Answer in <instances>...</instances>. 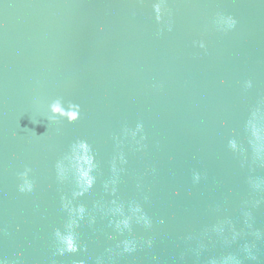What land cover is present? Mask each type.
<instances>
[{"label":"water","instance_id":"95a60500","mask_svg":"<svg viewBox=\"0 0 264 264\" xmlns=\"http://www.w3.org/2000/svg\"><path fill=\"white\" fill-rule=\"evenodd\" d=\"M154 2L0 0V259L8 264H207L229 253L264 264V191L249 183L264 179V166L252 162L245 129L251 111L264 109V0H165L159 22ZM228 16L231 28L218 22ZM56 97L79 104V119H50ZM137 123L133 139L124 130ZM77 139L95 153L96 179L73 197L74 177L58 179L56 162L68 166ZM120 152L126 163L117 158L113 172ZM25 168L30 192L18 187ZM62 196L85 206L75 228L84 251L55 254L54 232L69 219ZM113 200L126 216L139 204L151 226L133 216L131 231L117 232ZM124 239L136 250L117 247Z\"/></svg>","mask_w":264,"mask_h":264},{"label":"clouds","instance_id":"9594fccd","mask_svg":"<svg viewBox=\"0 0 264 264\" xmlns=\"http://www.w3.org/2000/svg\"><path fill=\"white\" fill-rule=\"evenodd\" d=\"M165 5V0H155L152 4L153 11L155 13V19L157 22L161 20V10ZM227 25L228 28H231L235 25L236 21L231 16L222 17L221 21ZM199 47L204 48V42H199ZM246 87L251 86V81L245 82ZM37 102L40 101L37 99ZM47 110L50 112V119H66L68 122L76 121L80 117V105L76 103H72L70 101L65 102L62 98L56 97L51 101L47 102ZM245 129L248 133H250L248 138V145L251 150V158L253 163H259L261 166H264V109L261 107H256L250 113V117L245 122ZM126 135H130L133 139H135L137 132H142V124L137 123L135 129H125ZM144 137L141 135L140 139L142 140ZM119 143V141H117ZM139 144V141H137ZM228 145L231 149L236 150L237 144L234 139H229ZM243 151V149H241ZM119 159L120 163H126L125 156L123 152L118 154V157H113L112 161V171L116 172V160ZM63 160L68 161V166L65 167L62 163V160H58L56 162V173L57 178L63 180L66 178L67 173L70 171L74 177L76 191L73 192V197L81 196L86 191H88L94 184L96 177L92 175L93 170L96 168V157L95 153L92 150L91 145L87 140L77 139L72 142L69 146L68 152L63 157ZM30 169L25 168V170L19 173V176L22 179V183L19 184L20 192H30L33 188V183L29 180L28 173ZM200 179V174L194 172L193 173V181H198ZM115 184V180L112 181ZM249 183L251 184L254 190L264 191V179L257 178L253 181L251 178L249 179ZM105 188H107V184H105ZM115 192V188L112 189ZM61 206L64 208L68 214L69 219L65 224L64 231L59 229L55 230L54 236L57 241V247L55 250V254L63 255L64 253H77L78 251H84V247L77 242V233L75 228L79 226V221L84 218L86 209L83 204L72 205V201L66 199L65 197H61ZM112 205H115L114 208H111L114 214H119L120 218L115 221L110 220L109 223L112 224L117 232H123L124 230L131 231L130 222L132 217L134 216L136 222H143L144 226L150 227L151 221L149 217L143 212L142 208L139 204H135L134 206H130V212L132 216H126L123 212V208L121 205H116V201L113 200L110 202ZM247 215V213H245ZM90 219V223H91ZM247 223V221H246ZM251 228V225H248ZM238 233H233L232 239L235 240ZM257 239L261 238V233L256 230L252 233ZM145 243L148 246H151L152 241L147 240ZM122 245V251L125 253H130L136 250L137 244L135 240L124 239L119 242L117 247ZM202 247V246H201ZM254 245L245 242L242 246L243 252L250 260H256V256L253 253ZM0 264H8V262L4 259H0ZM74 264H85L84 260L74 261ZM99 264V260L97 262ZM207 264H241V260L236 255L229 253L219 258L210 257L207 261Z\"/></svg>","mask_w":264,"mask_h":264}]
</instances>
